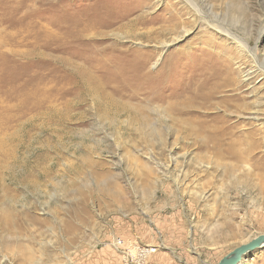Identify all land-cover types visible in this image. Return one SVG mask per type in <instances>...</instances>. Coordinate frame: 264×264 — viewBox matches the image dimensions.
I'll list each match as a JSON object with an SVG mask.
<instances>
[{
    "label": "rangeland",
    "instance_id": "1",
    "mask_svg": "<svg viewBox=\"0 0 264 264\" xmlns=\"http://www.w3.org/2000/svg\"><path fill=\"white\" fill-rule=\"evenodd\" d=\"M191 1L0 0V264H218L264 234V0Z\"/></svg>",
    "mask_w": 264,
    "mask_h": 264
},
{
    "label": "water",
    "instance_id": "2",
    "mask_svg": "<svg viewBox=\"0 0 264 264\" xmlns=\"http://www.w3.org/2000/svg\"><path fill=\"white\" fill-rule=\"evenodd\" d=\"M264 246V234H260L248 243L242 244L227 256L222 258L218 264H238L242 261L244 255Z\"/></svg>",
    "mask_w": 264,
    "mask_h": 264
},
{
    "label": "bare ground",
    "instance_id": "3",
    "mask_svg": "<svg viewBox=\"0 0 264 264\" xmlns=\"http://www.w3.org/2000/svg\"><path fill=\"white\" fill-rule=\"evenodd\" d=\"M188 1H190L191 2V4L194 6V3L191 1V0H188ZM199 13V12H198ZM214 26H216V25H214ZM217 27V26H216ZM218 28V27H217ZM233 35V34H232ZM234 36V35H233ZM235 38H236V40L239 42V43H242V42H244V40L243 39H241V38H239L238 36H234ZM236 41V42H237ZM244 45H245V47H247V43L246 42H244ZM226 74V73H225ZM235 80V78H234V76H232V74H230L229 72L226 74V78H225V83H223L224 85H232V84H234V82L236 81H234ZM218 85V84H217ZM217 87V86H216ZM220 87V86H219ZM203 97V96H202ZM207 101V100H206Z\"/></svg>",
    "mask_w": 264,
    "mask_h": 264
}]
</instances>
